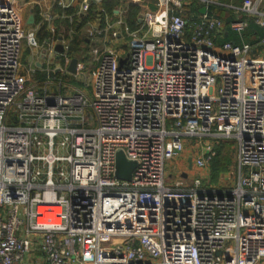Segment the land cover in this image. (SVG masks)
<instances>
[{
    "label": "built area",
    "instance_id": "obj_1",
    "mask_svg": "<svg viewBox=\"0 0 264 264\" xmlns=\"http://www.w3.org/2000/svg\"><path fill=\"white\" fill-rule=\"evenodd\" d=\"M103 2L0 0V264H264V32L222 42L209 9H232L242 35L250 19L264 29V0ZM80 35L91 44L74 56ZM24 40L68 77L35 80ZM189 138L213 141L201 171L215 141L236 140V183L168 175ZM119 148L138 161L130 180L115 175Z\"/></svg>",
    "mask_w": 264,
    "mask_h": 264
},
{
    "label": "rangeland",
    "instance_id": "obj_2",
    "mask_svg": "<svg viewBox=\"0 0 264 264\" xmlns=\"http://www.w3.org/2000/svg\"><path fill=\"white\" fill-rule=\"evenodd\" d=\"M21 5H22V17H23L24 22L26 23L25 28L26 30H28L31 28V25L28 19L32 13L30 11L29 5H25V4H24L25 6L23 4ZM211 6L219 7V5H210L209 9L211 8ZM211 11L216 12L218 14L216 10L211 9ZM34 18H35L34 20H36L35 16ZM37 22H38V18L36 20V23ZM38 49L35 47L32 48L28 43H26V40H24V52H23L24 63L27 64L28 55L32 54L33 52H36V53L39 52ZM206 142H213V141L212 140L205 141L202 138L201 139H194V138L186 139L185 150L182 156L180 157V159H178L179 167H178L176 159L168 161L167 166H166L168 175H171L172 178H176L178 176H181L182 172L184 171L189 172L192 175L202 173L199 169H197L194 166V159L203 150V147L206 145ZM215 144L217 146V151H218L216 155L217 159L215 160V164L219 162L220 167L218 169L220 170L217 175L212 174V170L214 171L213 169L214 163H211L207 171L205 173H202L206 177L205 181L208 183L217 184V185H222L224 183L235 184L236 183V167H237V142L234 139H227L223 141L219 140L218 142L215 141ZM60 152H63V151L60 149ZM189 159H191L193 163L192 169H189ZM190 174H189V177H192V175Z\"/></svg>",
    "mask_w": 264,
    "mask_h": 264
},
{
    "label": "trees",
    "instance_id": "obj_3",
    "mask_svg": "<svg viewBox=\"0 0 264 264\" xmlns=\"http://www.w3.org/2000/svg\"><path fill=\"white\" fill-rule=\"evenodd\" d=\"M119 4V0H104L103 6L106 7L109 11H112L113 7L117 6ZM95 6L93 7V9ZM141 7L137 4H131L130 5V15H129V23L131 24L132 27H136L138 24V18L137 14L139 13ZM216 10L218 12V15L222 18L224 24H225V32L220 41H234L236 43H240L243 39L246 41H249L251 43H255L258 40V36L262 35L261 33L262 29L259 25H257L254 20L250 19V24L249 27L244 31L242 35H240L238 32L234 31L233 29L230 28V21L234 19L235 15L232 9L226 7V6H211L210 11ZM59 12L70 14L73 12L71 9H62L58 7ZM56 23H58L59 28L58 32L61 33L64 31L65 28L70 27V22L69 19L67 18H59ZM50 32L46 30L45 27L41 28L39 31V38L41 40H44L45 37L50 36ZM85 39L83 37L77 36L72 44H71V52L74 56H80L82 54V49L84 47L82 46L84 43ZM82 50V51H81ZM219 147V146H218ZM216 151H217V146H216ZM218 152V151H217ZM217 155V153H216ZM216 156L214 157L212 163H214L212 174L217 175L219 173L218 169L220 166L219 162L215 164ZM223 167V166H222Z\"/></svg>",
    "mask_w": 264,
    "mask_h": 264
},
{
    "label": "crops",
    "instance_id": "obj_4",
    "mask_svg": "<svg viewBox=\"0 0 264 264\" xmlns=\"http://www.w3.org/2000/svg\"><path fill=\"white\" fill-rule=\"evenodd\" d=\"M137 5L140 6V4H137ZM55 6H56L55 9L58 10V6L57 5H55ZM129 15H130V5H129L128 13H127V18L128 19H129ZM30 25H31V27H35V26H37V23L34 20V22L30 23ZM57 25H58V23H57ZM43 27H45L46 30H48L51 33L50 36H48V37L46 36L44 40H41L39 38L41 43L44 44L46 39H48V38L53 36V33L51 32V30L49 29V27L47 25L41 26V28H43ZM41 28H39L38 31H40ZM261 29H262L261 33H263L264 29L263 28H261ZM64 31H65V29H64ZM64 31L61 32V33H64ZM38 35H39V32H38ZM80 37H83L85 39V41H84L82 46L88 48V46L91 44V42L85 37V35H80ZM121 40L122 39L117 38L116 40H114L113 43L114 44H119V43L122 42ZM43 46H45V44ZM38 50H39V52H37V53L33 52L32 54L28 55V57H27V62H28L27 64L35 65L36 68H37L36 73L34 75V79L35 80L44 81V80H47V79H61V78H64L66 75H64L61 72V70H60L61 66L63 65V60L60 59L58 56H56V57H54L52 59L53 61L50 62V58L51 57H48V55L46 56L45 52H42V50L41 51H40V49H38ZM258 53L264 56V49H260L258 51ZM87 63H91V61H87ZM66 77H68V76H66ZM54 89H55V87H54ZM178 159H180V157ZM178 159H176V160H177V164H178V167H179ZM192 167L189 168V169H192ZM207 169L202 170V171L200 170V171L202 173H205L207 171ZM184 173H186V172L184 171ZM187 173H189V172H187ZM202 175L204 176V174H202ZM222 186H232V185H222Z\"/></svg>",
    "mask_w": 264,
    "mask_h": 264
},
{
    "label": "water",
    "instance_id": "obj_5",
    "mask_svg": "<svg viewBox=\"0 0 264 264\" xmlns=\"http://www.w3.org/2000/svg\"><path fill=\"white\" fill-rule=\"evenodd\" d=\"M201 12L205 13L207 11V7L204 6L200 9ZM28 21L30 23L34 22V15L31 14ZM57 49L60 51H63V46L57 45ZM78 59L77 58H73L70 66H69V70L72 73H76V65H77ZM125 60L122 59L121 63L124 64ZM138 161L134 158H130L127 156L126 152L124 149L119 148L117 150V154H116V170H115V175L118 178L121 179H126V180H130L133 176V171L135 169V167L137 166ZM193 166L192 160L189 159V168H191ZM184 176L186 177L187 174L184 173Z\"/></svg>",
    "mask_w": 264,
    "mask_h": 264
}]
</instances>
